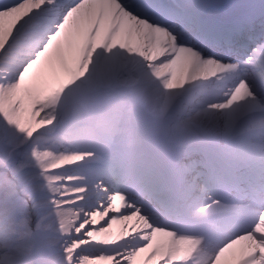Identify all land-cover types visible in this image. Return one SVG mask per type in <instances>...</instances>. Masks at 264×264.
Listing matches in <instances>:
<instances>
[{
  "label": "snow or ice",
  "instance_id": "snow-or-ice-1",
  "mask_svg": "<svg viewBox=\"0 0 264 264\" xmlns=\"http://www.w3.org/2000/svg\"><path fill=\"white\" fill-rule=\"evenodd\" d=\"M0 264H264V0H0Z\"/></svg>",
  "mask_w": 264,
  "mask_h": 264
}]
</instances>
